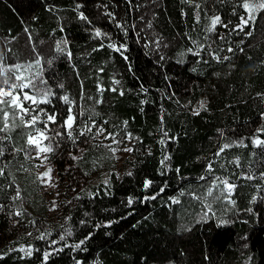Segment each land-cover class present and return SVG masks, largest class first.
I'll list each match as a JSON object with an SVG mask.
<instances>
[{
  "label": "trees",
  "instance_id": "trees-1",
  "mask_svg": "<svg viewBox=\"0 0 264 264\" xmlns=\"http://www.w3.org/2000/svg\"><path fill=\"white\" fill-rule=\"evenodd\" d=\"M240 2L0 0V56L7 66L34 63L39 54L55 93L52 105L41 107L62 120L67 95L78 124L91 114L117 139L131 133L135 141L122 174L121 151L104 147L110 140L78 136L73 143L65 134L50 141V164L68 198L65 215L51 219L32 165L36 151L26 142L33 129L17 120L0 132L8 137L0 139V264H264V181L244 179L264 173V151L251 143L264 125V10L237 35H221V25L207 31L216 15L238 24L245 13ZM96 28L108 36L96 38ZM61 41L64 50L57 52ZM225 42L233 51L220 47ZM109 44L123 46V54ZM199 48L201 55H193ZM209 52L228 59L218 62ZM201 101L205 107L195 115ZM240 141L247 147L215 155L224 143ZM216 176L237 185L234 205L205 197ZM146 180L152 181L147 190ZM41 234L45 240L36 239ZM30 245L32 257L18 251ZM45 251L53 253L47 262Z\"/></svg>",
  "mask_w": 264,
  "mask_h": 264
},
{
  "label": "snow or ice",
  "instance_id": "snow-or-ice-1",
  "mask_svg": "<svg viewBox=\"0 0 264 264\" xmlns=\"http://www.w3.org/2000/svg\"><path fill=\"white\" fill-rule=\"evenodd\" d=\"M238 6L245 13H247V15H241L240 23L232 30L236 31L238 29L240 32H243L245 27H251V24H254L256 20V15L254 13H256L258 10H264V0H255V2L254 0H241ZM80 7H82V5H77V9H79ZM196 7H199V5H196ZM107 15L111 16V13H107ZM79 19L90 23L88 17L85 16L83 12H80ZM218 25H221L224 28L228 27V24L224 23L221 17L216 15L211 18L210 27L207 29V31L215 32ZM118 26L122 27L120 25ZM248 34L250 35L251 33L249 32ZM102 36L107 37L108 34L102 33L99 28H96L95 37L100 38ZM220 38L224 39L223 36H221ZM63 43L66 42L61 41L56 43L55 50L57 52H62L64 50L61 46ZM108 47L117 52H121V55L123 54L121 51V48L123 46L117 47L115 44H109ZM210 47L211 46L209 45V48ZM227 50L229 52L233 51L231 47H229ZM203 51V48H199V50L193 52V55L200 56L201 52ZM208 54L211 55L213 59L218 62L221 59H228V57L221 58L215 52H209ZM35 55L36 59L34 63H16L7 66H5L3 63L7 59V57L0 56V75L4 77L2 83H0V132H10L11 129L16 126L17 120L20 121V126L33 129V131L29 132L27 135V145L37 152V156L35 157L36 159H39L40 156L43 155V159L45 161L48 160V154L54 152L53 144L50 141L55 140L56 136H64L65 134L69 139L73 141V143L76 142L78 136H83L86 140L89 138L95 140L97 137L103 136L105 140L111 141V144H106L104 145V147L108 148L109 151L113 153V155H115L118 151L132 153L135 150L134 148L127 146L120 147L121 145H124L126 140L131 142V140L133 139L131 133H128L125 136H122L117 139L119 133L110 132L105 127H103V125L98 126L97 123L93 120L91 114L88 116L87 120H81L78 124L77 115H73L72 113V107L74 106V104L72 101H70L67 95L62 97L63 103L69 105V108L67 109V115L64 116L62 120L57 119L58 115L60 114L55 110L49 111L46 108L41 107V105H52V100L50 99V97L53 96L55 93L53 92L51 86L48 85L47 80H45L42 76L40 64L41 58L39 54ZM68 55H71V53H69ZM48 63H51V60H49ZM33 68L36 69L35 72H32ZM114 83L118 85L119 81H114ZM60 87H63V85H60ZM99 90L101 92L103 91L102 88ZM111 91L115 92L117 91V89L112 88ZM120 94L123 95V92H121ZM26 104L27 107L25 106ZM204 107V102L201 101L199 108L194 111V114L199 115L200 110L204 109ZM79 115L83 116V112L79 113ZM10 117L11 123L9 122ZM38 123L42 124L43 127H36ZM107 123L108 121H103V124ZM127 123V121H124L125 126L127 125ZM50 124L57 125L59 129H64L65 131L62 133L56 128H50ZM93 129H96V131L93 132ZM49 132H54L55 135L49 136ZM105 133L107 134L105 135ZM164 135L167 136V132H164ZM262 137H264V125L259 127L251 138L252 146L261 149V151H264V138ZM7 138V136L0 137V139ZM44 141H49V143L45 144ZM161 143L163 144L164 141L161 140ZM113 145H116V147H113ZM233 146L247 147V145H245L243 141H240L236 145L224 143L215 155L219 156L225 150L230 149ZM17 151H20V149H17ZM2 153L3 149L0 148V155H2ZM73 159H78V157H73ZM167 159L168 157H165V160ZM164 162L165 161H161L162 164ZM235 163L237 164V166H239V159H237ZM207 171L209 174L214 171L211 163L207 165ZM51 172L52 169L48 168V170L43 175L45 177H49L50 180ZM130 174L131 173H129V175ZM0 175H2V173H0ZM41 179L43 180V177ZM201 179H205V177H201ZM244 179H259L261 181H264V173H261L259 177H256L254 174L250 173L249 175L245 176ZM215 181L216 183L208 185L205 197H211L213 198V200H219L221 197H223L227 199L229 203L234 205L235 201L231 200V197L237 185L229 182L228 179H222L219 176L215 177ZM105 184H107V181H105ZM151 185L152 181L146 180L144 182L145 190H147ZM18 198L19 193L17 192V195L13 197V199L16 200ZM156 198V195H152L150 197H146L145 199L155 200ZM197 198L200 199L201 197L198 196ZM253 202H255V200H253ZM128 203L129 205H131L132 200L129 199ZM205 206L208 212H212L211 202H208ZM3 207V205H0V210H2ZM208 212L205 213V216H207ZM212 214L214 215L215 213ZM14 215L16 217H23V213L20 211H16ZM17 223H20V221H17ZM29 223L34 224L35 222L29 221ZM37 230L39 231V229ZM28 235L31 236L32 233L29 232ZM36 239L45 240V235L41 234L37 236ZM60 239L63 240L64 237H61ZM56 243V241H53V246ZM81 243H83V241H81ZM77 247H79V245H77ZM60 250L62 249H57V251ZM18 251L24 253L26 257H32L34 246H21ZM35 251H39V249H35ZM52 254L53 253L51 252L45 251L42 255L43 261L47 262ZM2 258L3 257L0 256V259Z\"/></svg>",
  "mask_w": 264,
  "mask_h": 264
},
{
  "label": "rangeland",
  "instance_id": "rangeland-1",
  "mask_svg": "<svg viewBox=\"0 0 264 264\" xmlns=\"http://www.w3.org/2000/svg\"><path fill=\"white\" fill-rule=\"evenodd\" d=\"M243 15L246 16L247 13H244ZM239 23H240V20H239ZM226 24H228V27L227 28L223 27L221 35H224L225 33H228V32H230V33H228V35H231V34L237 35V34L241 33L238 29L236 31L232 30L238 24H236L235 26H231L230 23H226ZM250 24H251V22H250ZM227 42H228V40H227ZM220 47H222V49H226V48L228 49V45L226 42L223 45H221ZM3 78L4 77L2 75H0V83H2ZM25 106L27 107V104ZM97 138L104 139L103 136H99ZM134 142L135 141L133 139L131 140V142L126 141L124 146L133 148ZM44 143L46 144V141H44ZM36 156H37V152L33 156L32 165H33V168L36 169V173L40 179V182L42 183V189L45 192L47 209H48L47 210L48 216L51 219L62 218L65 215V206L68 203V198L65 196V189L60 182L59 174L56 171V169L53 166H51V164H50L51 163L50 162V154H48V160L47 161H45L43 159V155H41L39 159H36L35 158ZM126 158H133V152L132 153H125V152L120 153V156L118 158V165L116 168L120 174L123 173L122 165H123V161ZM48 168L52 169V172L50 173V177H51L50 180H49V177H45L43 175L48 170ZM42 177H43V180L41 179ZM29 232H31L30 229L28 230V233Z\"/></svg>",
  "mask_w": 264,
  "mask_h": 264
}]
</instances>
